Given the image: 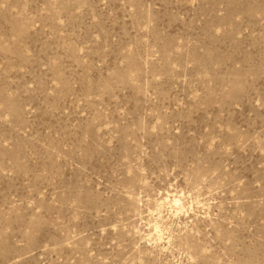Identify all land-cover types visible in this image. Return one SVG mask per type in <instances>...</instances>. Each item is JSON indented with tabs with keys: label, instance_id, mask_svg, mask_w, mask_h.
I'll return each instance as SVG.
<instances>
[{
	"label": "rangeland",
	"instance_id": "374dc122",
	"mask_svg": "<svg viewBox=\"0 0 264 264\" xmlns=\"http://www.w3.org/2000/svg\"><path fill=\"white\" fill-rule=\"evenodd\" d=\"M0 264H264V0H0Z\"/></svg>",
	"mask_w": 264,
	"mask_h": 264
},
{
	"label": "bare ground",
	"instance_id": "6f19581e",
	"mask_svg": "<svg viewBox=\"0 0 264 264\" xmlns=\"http://www.w3.org/2000/svg\"><path fill=\"white\" fill-rule=\"evenodd\" d=\"M175 200V199H174Z\"/></svg>",
	"mask_w": 264,
	"mask_h": 264
}]
</instances>
